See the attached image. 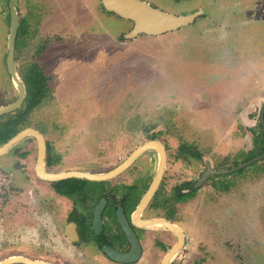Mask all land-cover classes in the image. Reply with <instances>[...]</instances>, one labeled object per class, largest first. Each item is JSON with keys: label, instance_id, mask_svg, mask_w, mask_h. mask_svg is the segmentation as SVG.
I'll list each match as a JSON object with an SVG mask.
<instances>
[{"label": "rangeland", "instance_id": "rangeland-1", "mask_svg": "<svg viewBox=\"0 0 264 264\" xmlns=\"http://www.w3.org/2000/svg\"><path fill=\"white\" fill-rule=\"evenodd\" d=\"M146 1L176 14H207L197 25L129 39L123 34L132 21L103 10L100 0H19L31 33L17 65L38 61L52 85L30 126L42 128L69 159L88 157L89 166L120 161L154 134L189 159L202 154L200 172L208 161L221 169L244 163L261 130L264 0ZM8 12L9 0H0V105L17 95L6 68ZM29 147L32 161L35 144ZM180 161L184 174L199 166ZM261 165L264 159L222 175L232 184L227 192L206 182L183 204L182 264H264Z\"/></svg>", "mask_w": 264, "mask_h": 264}, {"label": "flooded vegetation", "instance_id": "flooded-vegetation-1", "mask_svg": "<svg viewBox=\"0 0 264 264\" xmlns=\"http://www.w3.org/2000/svg\"><path fill=\"white\" fill-rule=\"evenodd\" d=\"M153 6L159 8L156 5ZM102 8L105 10L103 6ZM197 12L198 15L189 25H197L198 20L202 22L206 18L207 13L202 8L189 14ZM8 13L10 22V7ZM21 23L23 20L20 17V25ZM19 50L21 49L17 50L16 46L15 62L18 74L24 82L26 95L18 108L0 116L1 122L8 121L9 116L20 113L26 106L27 84L21 72L22 67L19 68L17 65ZM48 75L52 91L51 75ZM12 85L16 89L17 95L7 104L13 103L18 98V89L13 82ZM33 110L29 113L27 120L20 124V129L7 140L0 142V146L26 128L38 130L43 134L45 141V172L61 173L71 170L92 173L107 172L124 162L134 150L124 157L121 156L120 161H115L109 166L99 165L97 167L92 164L94 167L92 169V166L87 163L89 162L88 157L78 158L76 156L69 159L62 149L57 148L59 145L46 136L42 128L30 126L29 118ZM259 121L260 119H258ZM233 137L238 136L234 135ZM239 137H243L242 134ZM155 139L160 140L166 147L167 165L159 189L143 211L136 215L139 202L148 190L156 171L155 168L152 169V161L157 159L156 163L158 164V154L154 150L144 152L123 172L106 180H89L77 177L58 180L43 178L37 170L38 139L32 135L23 137L10 151L1 154L0 262L11 257L22 256L51 264H161L169 250L177 242V236L163 226H141L138 223L147 219L163 218L182 228L178 221L179 210L183 204L197 198L198 191L204 183L211 181L214 188L219 187L225 192L232 184L222 178L224 174H212L207 181L200 182L207 167L205 163L200 172L202 154L199 153L196 159H189V156L184 155L182 149H171L172 145L165 138L160 139L157 136L148 137L143 143ZM29 141L35 144L36 149L32 161L28 159L31 155ZM245 150H248L246 146ZM146 154H149L148 162L143 159ZM175 159L177 163L173 164ZM181 159L187 162L196 160L199 166L194 168L191 174H184V168L181 171L179 167V165H183L181 163L183 161L179 162ZM20 165L22 166L19 167ZM7 168H11V170ZM214 168L221 170L216 166ZM184 195L187 196V199H183ZM121 217L125 219L127 226L134 233L133 239L128 236L120 223ZM182 229L185 235L183 246L185 248L187 233L184 228ZM20 247H28L32 252L27 253L23 249H19ZM183 248L175 255L170 264H182L183 258L180 256ZM113 254L115 256L129 254L132 260L120 261Z\"/></svg>", "mask_w": 264, "mask_h": 264}, {"label": "water", "instance_id": "water-1", "mask_svg": "<svg viewBox=\"0 0 264 264\" xmlns=\"http://www.w3.org/2000/svg\"><path fill=\"white\" fill-rule=\"evenodd\" d=\"M101 4L106 11L113 12L116 15L124 19L131 20L133 22V26L131 30H129L127 33L124 34V37L129 39L134 38L139 34L161 35L166 32L179 29L191 23L198 15V12L187 15H176L164 11L160 8H157L145 0H101ZM9 7H10L11 20H10V29L8 34V43H7L8 52H7L6 64H7V70L9 76L13 84L18 89V98L13 103L0 106V116L18 108L23 102L26 95V88L24 82L22 81V79L18 74L16 62H15L16 40L20 27L19 0H9ZM259 119L264 133V103L259 112ZM28 135H32L38 139L39 159H38L37 170L43 178L50 180H58L61 178H69V177H77V178H83L89 180H106L123 172L144 152L148 150L156 151L158 154L157 168L148 190L145 192L141 201L139 202L135 215L142 212L143 209L148 205L150 200L154 197L155 193L159 189L167 165L166 147L160 140L155 139V140H148L143 144L139 145L138 147H136L124 162H122L120 165L107 172L92 173L89 171L71 170L61 173H48L45 172L44 169V157H45V141L43 138L44 136L38 130H35L33 128H26L20 131L15 136H13L8 142L1 145L0 155L10 151L23 137ZM263 159H264V151L233 168L221 169V170H216L212 165V163L208 161L207 167L203 172L200 182L207 181V179L212 174L233 173ZM120 223L122 224L123 228L126 230L128 236L133 239L134 233L127 226L125 219L121 217ZM138 224L139 225L141 224V226L142 225L163 226L168 230L172 231L177 236L178 239L177 242L169 250L163 262L161 263V264H170V262L173 260L175 255L184 246L185 235L183 229L180 228L178 225L174 224L173 222L163 218L147 219V220H143V222H139ZM113 256L120 261L132 260L129 254H120L116 256L113 254ZM15 262H22L26 264H51L49 262H45L41 260H31L22 256H16L5 259L1 261L0 264H11Z\"/></svg>", "mask_w": 264, "mask_h": 264}, {"label": "trees", "instance_id": "trees-1", "mask_svg": "<svg viewBox=\"0 0 264 264\" xmlns=\"http://www.w3.org/2000/svg\"><path fill=\"white\" fill-rule=\"evenodd\" d=\"M30 33L31 30H29V27L25 24V21H23L18 31L16 42L17 50L21 49L20 47H23L26 44V38ZM21 72L27 84L26 106L23 110H21L20 113L9 116L8 121H0V142L7 140L12 135H14L20 129V124L27 120L29 113L34 108L39 106L45 98L50 96V76L36 60L31 61L26 66L22 67ZM156 136V134L151 136L148 135V137ZM254 136V146L248 152L250 155L247 160L264 151V133L262 126L260 132H255ZM254 164H258V162ZM261 166V170L264 172V165ZM183 199H187V196L184 195Z\"/></svg>", "mask_w": 264, "mask_h": 264}, {"label": "bare ground", "instance_id": "bare-ground-1", "mask_svg": "<svg viewBox=\"0 0 264 264\" xmlns=\"http://www.w3.org/2000/svg\"><path fill=\"white\" fill-rule=\"evenodd\" d=\"M158 227H160V226H158Z\"/></svg>", "mask_w": 264, "mask_h": 264}]
</instances>
